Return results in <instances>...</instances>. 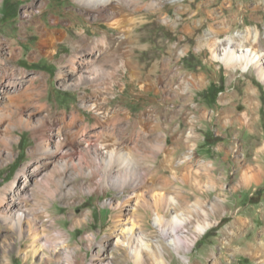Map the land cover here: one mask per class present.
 <instances>
[{
    "label": "rangeland",
    "instance_id": "1",
    "mask_svg": "<svg viewBox=\"0 0 264 264\" xmlns=\"http://www.w3.org/2000/svg\"><path fill=\"white\" fill-rule=\"evenodd\" d=\"M42 1L0 0V82L10 91L26 90L16 106L25 107L26 118L33 115L29 126L24 118L19 127L15 118L9 117L14 152L9 162L0 164V189L28 163V177L23 176L18 187L32 190L29 202L36 205L33 190L43 180L46 167L43 160L31 157L37 143L31 126L58 118L57 112H76L81 118L79 125L88 122L87 133L91 135L97 132V118L93 107L83 102L102 103L106 110L119 106L116 135L131 147L137 145L136 163L147 174L156 172L163 177L164 182L158 183V176H148L157 183H152L153 189L185 203L184 208L177 206L172 212L192 215L187 234L196 236V243L180 254L163 240L171 255L164 264H207L204 257L210 253L222 257L221 264H264V256L252 248H264V80L253 67L248 72L228 69L213 58L212 42L204 39L222 26L227 28V33L220 34L222 39H249L258 33V42L264 47V0H165L158 10L143 3L114 17L99 16L76 0H46L43 11L34 10L31 17L25 14L26 7L36 9ZM38 17L41 20L30 22ZM118 21L137 22L130 43L134 68L119 70L115 86L80 82L76 88L79 76L66 66L73 42L82 33L92 37L117 33L112 24ZM63 30L66 35L61 34ZM45 32H53L56 43L43 41ZM45 46L55 53L40 56ZM63 66L67 77L61 79ZM85 89L88 94L83 99ZM37 165L41 175L35 177ZM76 179L84 177L74 175L72 182ZM90 184L92 188L94 184ZM134 190L127 187L120 191L110 184L107 191L76 189L73 198L58 196L51 202L46 220L49 233L63 234L73 250L80 244L77 251L87 261L84 264H98L100 254L112 255L115 239H108L105 253L97 240L89 245L86 234L95 233L98 241L102 240L110 232L122 201L155 199L147 188L142 187L137 198ZM198 202L210 212V224L197 235V219L205 217ZM132 209L126 206L123 214H131ZM83 216L81 224L74 222ZM145 223L146 230L160 236L152 216ZM30 236L28 228L21 236L0 218V264H60L54 257L49 260L48 249L45 259L41 258L43 252L33 253L28 248ZM115 254L123 255L120 250ZM93 255L97 259H92ZM124 264L135 263L128 259Z\"/></svg>",
    "mask_w": 264,
    "mask_h": 264
},
{
    "label": "bare ground",
    "instance_id": "2",
    "mask_svg": "<svg viewBox=\"0 0 264 264\" xmlns=\"http://www.w3.org/2000/svg\"><path fill=\"white\" fill-rule=\"evenodd\" d=\"M76 1L80 2L86 9L94 10V13L99 16L104 17L106 14H110V16L113 14L114 17L118 12L127 9V7H141L143 3L144 6L158 10L161 7L160 4L165 0H151L149 3L145 0ZM46 3V0L42 1V5L36 7V9H34V6L26 7L25 14L31 17L34 10L43 11ZM35 20H41V17L34 18L30 22ZM136 23L129 24L118 21L112 24L113 27L118 29L117 33L104 32L97 37L81 32V38L73 42V53L68 57L66 65L74 75L79 76L76 88L80 87V82L96 86L101 83L115 86L119 70L134 68L132 65L133 61L130 60L133 51L130 43L133 41V31L137 28ZM226 31L227 28L221 26V28L216 29L213 33L214 35L204 37L206 42H212L213 58L224 63L228 69L236 71L241 69L248 72L253 67L260 78L264 80V47L258 42L259 34H252L249 39L248 37L240 38L234 36H227L226 39H222L220 34ZM61 32V34H65L64 32L66 31L63 30ZM48 39L52 43L57 41V37L53 32H47V34L45 32L43 41ZM45 47L46 50H40V56L43 53H52L55 50L50 46ZM254 47L259 49L257 50ZM98 57H101L102 60L97 59ZM107 63H110L111 67L107 66ZM156 70L160 69L156 68ZM156 70L153 71L157 72ZM59 77L61 79L67 77L65 66L59 71ZM0 79H2L1 76ZM97 89H95L96 92ZM25 91H10L0 82V164L9 162L14 152L13 141H15V138L12 134L9 117L15 118L18 122V127L24 118L26 126L32 123L33 115L30 114L26 118L24 115L25 107L16 106L18 100L27 93ZM87 94L88 91L85 89L81 97L84 99ZM83 105L93 107L97 118L94 124L97 132L91 133V135L87 133L88 129H90L88 122H82L79 125L81 118L76 112L71 115H68L66 111L57 112L58 118L49 119L38 127L33 128L31 126L33 136L37 140V143L32 148L31 157L33 160H43L42 163L46 167L43 180L38 182V185L33 190L36 205L31 206L29 202L32 190L24 186L18 187L22 183V177L27 176L26 173L29 167L27 163L18 170L12 181L0 189V218L7 227L15 228L21 236L28 228L30 233H32V236H30L32 242L28 245V248L35 254L43 252L41 254L42 259L48 257L44 252L48 249L49 253H51L48 254L49 260L50 257H54L60 264H84L87 261L85 258L82 260L80 253L77 251L78 247H81L80 244L74 246L76 250H73L69 247L70 244L64 240L63 234L52 236L49 233V225L46 220L50 215L51 202L58 196L73 198L76 189L80 191L88 189L93 192L104 188L107 191L110 184L117 187L120 191H125L127 187L135 189V198H137V196H140L143 187V189L151 190V196L155 198L154 200L152 199L153 201L144 200L143 198L138 199L135 203H132L131 200L122 201L119 209L115 212L116 217L113 225L110 226V232H107L102 240L98 241L95 233L86 234L89 239V245L97 240V245L104 249L105 253L107 252L108 239L112 237L115 239V243L112 245V255L103 257L104 254H100L98 264H114L115 261H118V264H124L128 259H131L135 264H164L171 255L167 254L168 249L162 243L163 240L167 241V244L179 251L180 254L182 251L191 250L197 238L187 234V225L193 222L192 215L183 216L185 212L176 214L172 212V209H176L177 206L184 208L185 203L182 204L177 198L166 196L164 193H159L158 190L153 189L154 185L152 183L154 181L152 182L148 176L155 177L158 174L156 172H151L150 175L147 174L143 167L136 163L139 155L137 145L131 147L125 140H120L116 135L115 126L120 119L121 113L117 111H120V107L106 110V105L102 103L96 104L95 102L92 104V101H85ZM101 115L103 116L101 117ZM111 126L114 127L111 128ZM39 167L37 165L38 169ZM39 175H41L40 169L34 176ZM74 175L84 177L83 180L87 182L79 181V179L72 182ZM161 178L163 177L158 176L156 181L163 183L164 179L162 180ZM165 181L168 183V180L165 179ZM90 183L94 184L92 188L88 186L91 185ZM183 202L188 201L183 200ZM197 204H199V207L202 206L201 212H203V217L205 216L203 219H197L196 230L198 235L209 226L208 214L210 212L203 208L201 202ZM130 205L133 206L131 214H123L126 211V206ZM44 216L48 217L44 218ZM148 216L153 217L160 236L154 231L145 229L144 226ZM83 218L84 216L75 218L74 222L81 224ZM240 223L244 222L241 221ZM252 248L257 251L256 254L258 256L260 254L264 256V248H259L257 245H252ZM116 250H120L123 255L116 256ZM97 257V255H93L92 259H97ZM204 261L207 264H221L222 257L218 258L217 254L210 253L204 257ZM89 264L91 263L89 262ZM190 264L198 263L191 261Z\"/></svg>",
    "mask_w": 264,
    "mask_h": 264
}]
</instances>
